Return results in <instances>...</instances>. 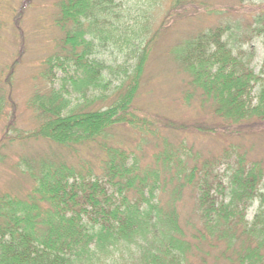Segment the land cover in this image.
I'll return each instance as SVG.
<instances>
[{
  "label": "trees",
  "instance_id": "16d2710c",
  "mask_svg": "<svg viewBox=\"0 0 264 264\" xmlns=\"http://www.w3.org/2000/svg\"><path fill=\"white\" fill-rule=\"evenodd\" d=\"M11 1L0 0V39L34 2L19 0V7L6 10L2 3ZM130 1L58 0L53 24L62 38L42 60L41 82L26 101L33 130L15 125L12 87L19 61L0 74V122L13 109L0 134V162L6 142L45 139L73 152L99 151L95 167L50 156L14 165L25 163L31 183L0 194V264H264V156L252 157L244 143L264 130V62L257 73L229 25L188 33L167 52L181 77L179 103L194 101L208 110L207 120L159 119L136 106L156 41L173 23L216 9L203 0ZM159 1L167 7L157 24ZM252 1L237 0L247 2V30L264 44V0ZM110 43L125 52L116 70L100 57ZM55 66L64 77L60 88L52 85ZM122 73L110 91L109 75ZM68 80L85 90L80 101L72 102ZM99 87L102 94L91 93ZM105 103L110 105L100 106ZM161 124L219 138L221 146L204 153L182 141L173 145L159 133ZM119 128L144 137L133 146L110 141ZM145 138L156 141L142 156L136 150ZM187 192L194 204L184 222Z\"/></svg>",
  "mask_w": 264,
  "mask_h": 264
},
{
  "label": "rangeland",
  "instance_id": "374dc122",
  "mask_svg": "<svg viewBox=\"0 0 264 264\" xmlns=\"http://www.w3.org/2000/svg\"><path fill=\"white\" fill-rule=\"evenodd\" d=\"M31 7L24 13L21 21L17 24H10L8 29L2 33L0 39V74H6L8 67L15 60L19 62L15 66L13 76L12 98L15 102L14 107L17 108V117L15 125L22 131L27 132L33 130L36 126L33 112L26 109V101L34 93V86L40 84V74L44 69L45 59L57 50L55 47V38L59 40L61 33L53 24V17L57 12L56 4L58 0H33ZM212 4L216 11L213 14H199L192 22H175L164 33L160 35L155 43L149 70L146 73L144 86L140 90L139 97L136 100V106H141L145 111H150L159 119H167L176 122H203L207 120V109H201L193 101L190 105H181L179 103V93L183 90L181 77L176 74V64L173 58L168 54L167 50L177 43L178 40L185 37L190 32L206 29L215 25L230 26L232 35H235L234 42L238 46H243L247 49L251 56V65L257 73L261 71L264 62V44L262 38L256 36L251 31L247 30V25L251 20L248 15V4H240L237 0H203ZM136 1L131 0L129 6H132ZM253 2H257L253 0ZM2 3L6 10L13 6L19 7V0ZM143 5V3H139ZM166 3L158 2L156 4L157 13H153L158 20H162L166 12ZM61 34V35H60ZM62 38V37H61ZM100 57L108 64L113 65L114 69L118 68L125 58L119 53L118 45L110 43L107 48H101ZM22 51V54L20 53ZM43 60V61H42ZM72 75H75L74 67H69ZM62 70L57 66L54 68V82L52 85L60 88L64 84ZM116 74L109 75L107 88L110 91L120 81ZM69 76V77H70ZM81 76V75H80ZM68 80L67 88L72 102L80 101L83 98L85 90L75 88ZM185 89V88H184ZM105 91L99 87L91 93L100 95ZM109 91V92H110ZM193 100V99H192ZM109 104H101L100 106L107 107ZM13 115V109L7 111V117H4L0 122L1 130L7 126ZM159 133L173 145H178L180 141L188 146L194 145L198 150L207 153L208 151H216L221 146V139L210 136H193L189 133H181L175 130H169L164 125L158 127ZM147 136V135H146ZM144 133L138 131L132 132L124 128H119L110 133L108 139L110 141L135 145ZM146 139V140H145ZM137 144L136 152L143 155L151 154L152 144L156 138H145ZM0 162V194L5 190L19 192L28 189V183H31L27 175L24 173L27 169L22 161L19 167L14 165L23 158L37 159L41 156H50L55 160L66 158L69 164L81 165L82 163L88 166L95 167L98 164L96 154H99L97 149L89 151L88 149H78L73 152L61 146L53 145L45 139H39L27 142H6ZM249 153L252 157L264 156V130L254 138H249L244 141ZM127 145V146H128ZM101 155V154H100ZM22 158V159H21ZM147 159L152 161L150 156ZM185 202L182 210L183 220L188 217L192 211L194 204V196L187 192L184 196ZM258 203L256 202L250 209L248 218L253 219L256 213Z\"/></svg>",
  "mask_w": 264,
  "mask_h": 264
}]
</instances>
